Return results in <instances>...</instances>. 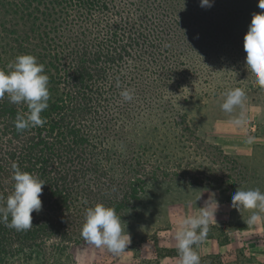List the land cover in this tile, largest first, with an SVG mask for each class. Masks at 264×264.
Here are the masks:
<instances>
[{"label":"trees","instance_id":"trees-1","mask_svg":"<svg viewBox=\"0 0 264 264\" xmlns=\"http://www.w3.org/2000/svg\"><path fill=\"white\" fill-rule=\"evenodd\" d=\"M258 4L0 0V69L31 54L44 65L50 91L41 113L46 123L22 132L15 119L28 112L27 104L0 98V197L14 190L13 163L45 183L33 227L17 231L0 222V264L19 258L49 264L52 254L87 245L81 232L88 208L103 204L123 219L162 178L200 182L203 174L189 169L198 158L210 175V157L195 151L201 139L183 106L235 88L264 98L244 50L253 15L264 12ZM128 88L130 102L120 96ZM160 133L173 139L166 145L175 151H156L152 164L147 138ZM180 148L186 164L163 163Z\"/></svg>","mask_w":264,"mask_h":264},{"label":"rangeland","instance_id":"rangeland-1","mask_svg":"<svg viewBox=\"0 0 264 264\" xmlns=\"http://www.w3.org/2000/svg\"><path fill=\"white\" fill-rule=\"evenodd\" d=\"M223 102L224 96H219L203 101L193 99L183 106L184 114L196 127L201 139L196 143L195 151L210 157V161H207L210 163L208 177L205 176L208 172L202 167L206 162L203 164L198 158L194 168L189 169L190 175L203 174L200 182L170 176L152 184L141 200L135 203L134 209L123 216L125 234L130 236V244L125 252L116 255L106 247H97L88 242L87 245L72 247L63 257L52 254L48 263L181 264L176 233L183 219L198 216L210 194L215 193L219 202L218 209L213 207L211 210L216 212L215 218L210 221L207 236L193 245L200 257V264H264V212L259 213L262 217L260 221L248 224L249 217L258 210H243L240 213L231 206L232 195L239 186L243 190L258 188L264 192V172L251 173L223 146L246 142L249 137L257 143L264 140V98L246 97L243 106L246 124L243 127L229 122L233 116H239L241 109L237 107L232 115L226 114L220 107ZM229 127L238 128L240 134L232 139L224 136L223 130ZM156 136L153 135V138L149 135L147 138L150 149L147 159L152 164L158 159L156 151H175L173 144L166 145L168 140H173L171 137L161 133ZM176 153L178 156L172 162L167 158L163 163L169 165L178 161L186 164V152L180 148ZM255 179L256 185L251 184ZM9 262L26 263L21 258ZM26 264L40 262L35 260Z\"/></svg>","mask_w":264,"mask_h":264},{"label":"clouds","instance_id":"clouds-1","mask_svg":"<svg viewBox=\"0 0 264 264\" xmlns=\"http://www.w3.org/2000/svg\"><path fill=\"white\" fill-rule=\"evenodd\" d=\"M213 6L214 0H200L201 8ZM258 7L264 9V0H259ZM244 50L247 53V70L254 77L255 84L264 90V12L253 15L244 37ZM48 85L49 77L45 74L44 65L31 54L19 55L6 69H0V98L7 96L11 104L25 103L28 106L26 114L18 113L16 116L15 127L18 131L43 127L46 123L41 113L49 107ZM117 87H120L119 81ZM120 96L123 101L130 102L134 99V90L124 89ZM245 99L246 93L242 88L224 93V102L220 105L224 113L232 115L237 107L241 109L239 116H233L229 121L235 126L243 127L246 124L243 112ZM248 142H252L251 137ZM12 172L14 190L6 200L0 197V200H3L0 204V222L8 228L25 231L33 227L32 213L42 210L40 197L45 183L35 175L22 171L16 163L12 164ZM215 197V193L210 194L198 216L183 219L175 237L181 264H200V257L193 245L207 236L210 221L216 214L211 210L213 207H219ZM231 206L240 213L243 210L257 209L258 212H253L247 221L248 224H254L262 219L259 213L264 212V192L258 188L243 190L239 186L232 195ZM123 224L125 223L114 208L96 204L88 208L81 234L91 244L106 247L109 252L119 255L125 252L130 244V236L125 234Z\"/></svg>","mask_w":264,"mask_h":264},{"label":"crops","instance_id":"crops-1","mask_svg":"<svg viewBox=\"0 0 264 264\" xmlns=\"http://www.w3.org/2000/svg\"><path fill=\"white\" fill-rule=\"evenodd\" d=\"M223 133L224 136L232 139L233 137H237V135L240 134V131L238 128L235 129L233 127H229L224 129ZM260 142L261 143H257L252 139L251 143H249L247 140L246 142H240V144L233 142L230 145L225 143V145H222L224 146L225 150L229 152V154L237 157L239 162H241L247 170L255 174L259 171L264 172V140ZM254 178L256 177H253L252 179ZM251 184L256 185V179L251 181Z\"/></svg>","mask_w":264,"mask_h":264}]
</instances>
